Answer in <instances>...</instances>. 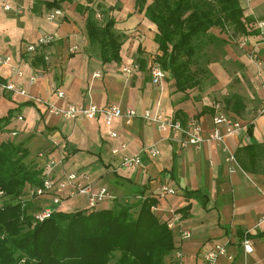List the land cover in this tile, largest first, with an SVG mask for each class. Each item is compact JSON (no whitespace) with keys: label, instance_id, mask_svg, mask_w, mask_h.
<instances>
[{"label":"crops","instance_id":"1","mask_svg":"<svg viewBox=\"0 0 264 264\" xmlns=\"http://www.w3.org/2000/svg\"><path fill=\"white\" fill-rule=\"evenodd\" d=\"M3 1L12 9L6 11ZM47 1L52 0H0V56H11L24 73L19 77L8 65L0 66V118L14 111L0 131V141L24 142L29 149L27 161L43 169L50 157L64 156L67 172L89 173L94 185L107 187L115 199L136 202L141 193L147 196L158 185L175 188L177 194L160 200L158 214L164 219L171 211L181 216L174 223L175 250L182 251L187 264H204V253L217 243L226 244L233 256H220L219 264H264V113L258 112L263 102L264 35H248L247 46H242L231 39L229 29L211 28L217 39L206 47L209 59L204 65L209 74L202 75L198 89L178 92L167 73L160 84L152 81L151 67L159 53L157 27L144 11L137 10L136 0H64L63 15L55 21L47 20V13L54 9ZM240 4L248 20L264 21V0H240ZM18 7L24 12L17 13ZM90 10L101 24L116 22L122 41L120 62L104 63L99 47L90 43ZM48 33L56 35L54 43L34 53L25 51L26 45ZM73 45L77 51L69 53ZM253 46L260 65L249 57ZM35 73L39 77L31 84L29 77ZM7 82L56 105L117 104L140 113L161 111L183 123L196 116L204 123V136L211 131L215 114H228L244 123L239 135L225 141L241 169L231 171L228 153L214 141L199 149L182 148L172 132L160 131L141 118L131 124L117 118L110 126L103 118L64 121L49 114L44 102L4 90L1 84ZM58 89L64 90L65 98L57 97ZM111 131L119 136L112 138ZM122 143L127 149L113 154L112 149ZM152 145L160 149L158 157L144 151ZM135 154L141 156L142 165L123 168L122 157ZM40 202L50 204L51 196ZM111 205L113 201H105L99 207ZM86 206V197L78 195L61 209L76 211ZM183 230L191 236L182 239ZM247 234L253 242L251 253L242 245ZM175 250L169 260L174 261Z\"/></svg>","mask_w":264,"mask_h":264},{"label":"trees","instance_id":"2","mask_svg":"<svg viewBox=\"0 0 264 264\" xmlns=\"http://www.w3.org/2000/svg\"><path fill=\"white\" fill-rule=\"evenodd\" d=\"M63 1H47V6L60 9ZM136 8L157 27L159 53L153 64L170 75L178 92L198 89L202 75L209 74L206 47L217 39L211 28L229 29L233 36L259 33L240 0H136ZM115 25L114 20L101 24L90 10L88 37L104 63L121 61ZM13 115L12 110L0 118V131ZM28 157L24 142L0 141V264H176L169 260L176 248L173 229L151 210L160 202L151 194L141 193L136 202L117 198L111 207L94 210L60 207L37 220L41 202L26 198L25 192L42 184L44 169Z\"/></svg>","mask_w":264,"mask_h":264},{"label":"built area","instance_id":"3","mask_svg":"<svg viewBox=\"0 0 264 264\" xmlns=\"http://www.w3.org/2000/svg\"><path fill=\"white\" fill-rule=\"evenodd\" d=\"M3 8L6 11L12 9L10 4L3 1ZM17 13H23L24 8L18 7ZM63 15L61 9H53L47 13L48 21H55L58 16ZM256 27L258 28L261 35H264V21H257ZM231 39L242 46H247L249 37L248 35L242 34L236 38L231 34ZM57 37L53 33L42 35L38 38L35 43H31L25 46V51L34 53L39 47L48 46L54 43ZM77 51V45L69 47V53H75ZM250 59L256 64L260 65L259 53L255 46L250 47L248 51ZM8 65L10 69L18 75L23 77L24 73L20 67L12 63L11 56H0V66ZM128 73L130 69H125ZM165 71L159 63H154L151 67V77L154 84H160L165 78ZM39 77V73H35L29 77V83H34ZM4 90L10 91L17 95H23L31 97L29 92L22 86L17 85L13 82H7L1 84ZM263 102L259 108V113H264V82L262 84ZM58 98H65L66 94L64 90L58 89L56 91ZM38 102H44L41 98L31 97ZM47 105V111L51 115L59 117L61 120H73L78 117H84L86 119H97L103 118L106 125H112L113 121L117 118L124 120L126 124H131L134 119L141 118L148 124H154L160 131L172 132L174 139L179 143L182 148L193 146L195 148H201L202 145L207 141H214L219 145L223 152H227L226 161L231 164V171L235 169H241L239 163L236 160L234 154L230 153L225 146V141L229 136H237L241 133L244 123L233 116L224 113H217L213 116V127L207 136L203 135L204 123L199 118H191L186 123L181 120L169 116L161 111L153 112L150 109L140 113L135 109H124L117 104H109L107 106H99L95 103H70L64 105H56L54 103L44 102ZM20 119H22L20 117ZM110 136L117 138L119 135L116 131H111ZM127 149V144L122 143L120 147L112 149L113 154H117L120 151ZM144 151L151 157L155 158L161 154L160 149L157 145H152L144 149ZM142 165V159L139 154L132 156L124 155L121 159V166L123 168H138ZM65 157L55 156L50 157L44 168V174L42 176V184L40 186L26 188L25 197L28 199L41 200L47 195L51 196V202L48 205L41 203V208L36 212V219L44 221L49 218L53 212L60 209L62 203L65 201L63 197L67 199L74 198L78 195H84L87 199L86 208L94 210L99 207V204L108 200L113 201L116 196L107 187H96L91 179V176L87 172H67L64 169ZM3 193L0 192V195ZM152 196L159 200L164 199L169 195L177 194L175 188L167 185H158L151 193ZM151 210L155 213H159L160 205L152 206ZM180 215L171 211L170 217L167 218L168 227L174 229V223L180 219ZM191 236L189 230H183L181 233L182 239H187ZM242 245L246 253H251L254 250L253 242L247 235L242 240ZM220 256H227L228 259H233L227 251L226 244L217 243L215 246L204 253V264H219L218 260ZM176 264H187L184 261L183 253L180 249L175 250Z\"/></svg>","mask_w":264,"mask_h":264},{"label":"rangeland","instance_id":"4","mask_svg":"<svg viewBox=\"0 0 264 264\" xmlns=\"http://www.w3.org/2000/svg\"><path fill=\"white\" fill-rule=\"evenodd\" d=\"M66 201H68V199H67V200H65L64 202H66ZM39 202H40V200H38V203H39ZM64 202H63V203H64ZM70 202H71V201H70ZM63 203H62V204H63ZM67 203H68V202H67Z\"/></svg>","mask_w":264,"mask_h":264}]
</instances>
